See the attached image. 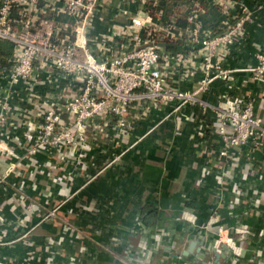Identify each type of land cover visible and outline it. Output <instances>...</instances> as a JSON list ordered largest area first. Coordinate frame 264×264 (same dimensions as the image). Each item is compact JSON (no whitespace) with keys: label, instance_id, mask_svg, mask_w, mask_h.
<instances>
[{"label":"crops","instance_id":"obj_1","mask_svg":"<svg viewBox=\"0 0 264 264\" xmlns=\"http://www.w3.org/2000/svg\"><path fill=\"white\" fill-rule=\"evenodd\" d=\"M196 3L197 0H102L86 29V46L99 57L115 53L120 44L127 45V34L133 32L130 18L137 16L148 19L151 28L174 27L176 36L165 40L169 46L175 44L174 51L187 54L184 36L191 26L189 15L199 22L202 35L212 34L223 30L226 20L234 24L240 15L238 7L246 6L251 20L239 37L220 48L216 59L232 79H214L201 98L215 104L226 94L250 103L253 112L264 119V81L254 79L245 70L256 64L255 53L264 44V0L236 1L228 15L205 3ZM37 6L39 11L16 12L14 27H26L43 18L52 21L60 33L71 31L70 15L56 6H46L42 0ZM5 47L1 45L2 53ZM6 57V63H0V77L7 73L10 49ZM193 62L197 65L198 57ZM167 74L169 82L182 89L193 87L200 78L198 72L187 77L181 70H168ZM3 82L0 79V92ZM73 88L68 78H54L37 86L49 101ZM20 91H16L19 100H13L15 107L29 112L38 123L33 106L25 102ZM171 109L168 105L136 115L126 134L119 135L115 128L106 126L101 132H87L82 146L33 155L25 154L24 149L30 119L16 111L10 126L0 128V138L24 157L18 160L8 180L0 184V234L18 237L0 244V258L17 264H43L45 250H49L50 264H206L214 259L209 249L213 234L209 229L199 232V228L211 218V208L217 206L219 222L231 226L242 221L252 231L235 263L231 261L232 253L224 250L220 264H259L255 253H264L259 235L264 230V166L260 169L262 178L249 175L242 180L236 171L220 186L213 175L226 165H216L211 157L214 170L197 182L206 152L214 144L211 131L204 128L199 135L196 123H210L211 116L201 115L197 107L189 105L180 112ZM92 140L94 145L90 147ZM14 159L5 150L0 152V174L4 170L6 173L5 168L9 169ZM262 161L264 149L251 152L246 146L241 151V166L249 162L257 168ZM234 181L240 183L243 194L230 215L229 191ZM22 183L38 189L49 186V198L35 194L37 191L19 195ZM254 198L261 200L258 207L253 205ZM182 211L192 214L194 221L181 218ZM28 251H33V258Z\"/></svg>","mask_w":264,"mask_h":264},{"label":"built area","instance_id":"obj_2","mask_svg":"<svg viewBox=\"0 0 264 264\" xmlns=\"http://www.w3.org/2000/svg\"><path fill=\"white\" fill-rule=\"evenodd\" d=\"M42 1L46 6L60 8L73 18L69 33H60L52 21L43 18L26 27H14L15 13L39 11L38 0H2L0 4V40L12 43L7 73L0 77L4 81L0 92V128L10 126L16 111H19L13 100H19L16 91L21 90L25 102L33 106L34 115L39 119L36 123L29 112L19 111L30 119L25 134V154L50 152L51 149L61 153L64 148L82 146L86 133L104 131L109 118L113 119V129L121 135L132 128L136 115L143 116L152 108L160 109L168 105L172 107V112H176L189 105L197 107L201 115L208 113L212 120L205 125L196 123L199 135L203 134L204 128L211 131V142L214 144L206 152L208 156L201 164L197 182L214 170L209 160L211 157L216 165H226L213 175L220 186L232 179L236 171L242 180L249 175L262 178L260 169L264 161L257 168L249 162L241 166L240 156L246 146L251 148V152L264 149V119L253 112L250 103L235 97L222 95V99L215 104L201 98L214 79H232L231 73L216 59L220 48H225L243 33L246 23L252 18L248 7H238L240 15L235 23L226 20L223 30L212 34L202 35L199 22L189 15L191 26L184 36L189 48L187 54L156 45V42L168 43L166 38H174V27L155 29L150 27L148 19L131 17L133 32L127 34V45L120 44L115 53L99 57L86 46V29L102 0ZM236 1L239 0H197L196 6L205 3L228 15ZM196 57L199 63L194 65ZM255 59L256 64L245 70L254 79L264 81V44L255 53ZM168 70H181L183 77L198 72L200 78L195 80L193 87L182 89L169 82ZM54 78H68L74 88L59 99L49 101L37 86L47 84ZM5 142L0 138V152L5 150L10 158H15L9 168L12 170L24 155L19 157ZM229 192V214L233 215L232 210L240 204L243 194L240 183L232 182ZM260 201V198H254V207H258ZM180 217L194 221L192 214L186 211H182ZM2 220L0 207V222ZM199 229V232H208L207 229L212 232L210 248L231 252L232 263L243 254L247 238L252 234L250 227L242 221L231 226L219 222L217 206L211 208V218ZM259 235L264 243V230ZM260 251L255 254L260 258L259 264H264V253ZM0 264L17 263L0 260Z\"/></svg>","mask_w":264,"mask_h":264},{"label":"rangeland","instance_id":"obj_3","mask_svg":"<svg viewBox=\"0 0 264 264\" xmlns=\"http://www.w3.org/2000/svg\"><path fill=\"white\" fill-rule=\"evenodd\" d=\"M111 120H112V118H109V120H108V128H109V126L112 128L113 127V122H111ZM85 142V141H84ZM92 145H94V143H93V140L90 142V147L92 146ZM49 162V161H48ZM11 163L12 162H10L9 163V167H10V165H11ZM30 163V162H29ZM28 163V164H29ZM22 164V163H21ZM20 164V165H21ZM14 168H15V166H14ZM5 169H7V171H6V173L4 174V171L0 174V184L2 183H4L6 180H8V176H9V174H10V172H12V170H9L8 168H5ZM93 176H96V175H92V177ZM20 188V190L17 192L19 195L21 194V195H25V194H27L26 192H30V194H32L33 192H35V191H37V193H35V194H38V195H44V196H46L47 198H49V196H50V187L49 186H43V187H39V189L37 188V186L36 185H32V186H30V184H26V183H22V185H21V187H19ZM23 193V194H22ZM29 194V193H28ZM34 194V193H33ZM18 195V196H19ZM47 198H45V200H46V203L48 204V206L50 205V202H49V200H47ZM38 207V206H37ZM40 208V207H39ZM1 223V222H0ZM18 236L16 235V236H8L7 234H0V244L1 243H6V242H10V241H13V240H15L16 238H17ZM47 249V248H46ZM126 253H130L129 252V249L127 248L126 250ZM45 252H46V254H45V256H44V260H43V264H50L51 263V260H50V258H51V256H50V254H51V252L49 251V250H45ZM27 255H29V257L30 258H33V251H28V254ZM126 257H128V256H126ZM130 258V257H129ZM0 260H7L6 258H0ZM27 264H29V262H27Z\"/></svg>","mask_w":264,"mask_h":264},{"label":"trees","instance_id":"obj_4","mask_svg":"<svg viewBox=\"0 0 264 264\" xmlns=\"http://www.w3.org/2000/svg\"><path fill=\"white\" fill-rule=\"evenodd\" d=\"M1 45H5L6 47V49L4 50V53H2L1 51ZM11 47H12V43L10 42V41H8V40H5V39H2V40H0V63L1 64H5L6 63V50L7 49H10V53H11ZM175 44L173 45V47L170 45L169 46V44H168V46H166V50H170V51H174L175 50ZM8 65V64H7Z\"/></svg>","mask_w":264,"mask_h":264},{"label":"water","instance_id":"obj_5","mask_svg":"<svg viewBox=\"0 0 264 264\" xmlns=\"http://www.w3.org/2000/svg\"><path fill=\"white\" fill-rule=\"evenodd\" d=\"M156 45L159 46V47H166L168 46V43L166 42H156ZM202 244V243H201ZM210 251L213 253L214 255V259L213 260H210V262H205L206 264H220V261H219V257H223L224 256V249H222L221 251H217L215 248H209ZM206 254V252H204Z\"/></svg>","mask_w":264,"mask_h":264}]
</instances>
